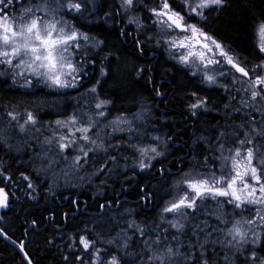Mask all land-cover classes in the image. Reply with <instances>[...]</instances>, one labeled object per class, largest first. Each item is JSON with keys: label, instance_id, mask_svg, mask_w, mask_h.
Returning <instances> with one entry per match:
<instances>
[{"label": "trees", "instance_id": "obj_1", "mask_svg": "<svg viewBox=\"0 0 264 264\" xmlns=\"http://www.w3.org/2000/svg\"><path fill=\"white\" fill-rule=\"evenodd\" d=\"M99 1V14L96 15H100V21L85 23L82 28L104 42V47L98 52H86L83 83L88 82V87L77 96L98 87L100 98H109L113 107L125 109L119 111L123 113L133 112L139 102L151 104L155 115L164 119L165 126L160 131L170 140L169 152L149 171L131 174L129 182L113 180L108 186L98 184L97 188L84 183L76 189H59L43 173L34 170L30 145L15 152L0 142V188H4L9 197L8 207L0 212V226L9 237L24 244L33 264H95L97 249L102 257L100 264L114 256L119 264H150L147 257L159 252L169 241L176 243L173 236L183 243V233L179 236L174 231L163 232L162 227L156 226L161 205L160 201V205L156 202L163 197L166 182L184 172L188 162L199 160L197 165L202 167L203 156L217 155L214 149L218 141L211 137V129L216 128V135L227 131V135L244 138L239 133L242 128L238 127L246 124L241 113L224 109L222 101L216 99L217 91L203 87L197 78L167 58L164 47L145 42L139 36L137 42L127 45L120 33L126 27L119 22L117 1ZM138 1L136 4L141 11L143 7L147 8L145 17L148 9L159 3V0ZM170 3L176 5L174 0ZM261 21H264V0H227L225 6L212 8L206 14L202 27L244 66L250 67L264 61L255 37ZM106 59L107 76L103 79L101 62ZM1 76L5 77L0 73V116L22 112L23 106L32 107L27 110L35 114L54 113L57 106L67 110L70 99L76 97L48 91L36 83L26 89L7 83ZM96 81L99 82L97 87ZM38 89L48 94H37ZM195 96L207 98L209 108L214 110L194 116L190 106ZM54 97L58 98L54 103L46 104ZM149 104L145 108L151 109ZM50 105L52 109L48 108ZM229 124L234 128H226ZM29 183L32 188L28 187ZM138 229H143L145 235L141 236ZM127 231L129 235L123 243L116 239L118 233ZM81 236L95 241L94 247L85 250L80 243ZM157 236L162 241L160 245L154 243ZM145 240L149 241L147 246ZM258 252L264 256V245ZM0 264H26L18 249L1 237Z\"/></svg>", "mask_w": 264, "mask_h": 264}, {"label": "snow or ice", "instance_id": "obj_2", "mask_svg": "<svg viewBox=\"0 0 264 264\" xmlns=\"http://www.w3.org/2000/svg\"><path fill=\"white\" fill-rule=\"evenodd\" d=\"M21 2L22 0H0V65L12 69L26 68L38 78V83L43 82L49 87L58 89L78 87L81 79L86 75L81 60L86 55L83 49L87 46L90 37L58 14L63 10L83 13L89 6H94V0H33L27 7H23L18 15H9L11 8ZM136 3L138 0H120L121 8L125 12L132 9ZM226 3L227 0H180V6L185 9L187 15H195L201 19H206L205 9L221 8ZM148 11L155 17L154 22L162 25V29H178L184 34L181 39L168 42L170 47L185 49V53L179 57L181 63L188 65L198 61L204 68L230 66L232 78L243 85L238 91L248 94V99H242L241 103L245 108H252L257 113L264 112V61L250 67L244 66L237 57L230 55L222 44L202 29L194 24L186 23L185 16L175 11L168 0H159L158 6ZM257 31L261 38L259 51L264 53V21L259 23ZM81 40L85 42L84 46L81 45ZM77 50H80L81 59L74 63ZM237 73L239 75H236ZM101 74L106 75V72L101 69ZM226 74L224 71L219 72L220 76ZM17 75L23 76L24 73L19 72ZM206 79L209 83H214L216 77L208 75ZM27 84L30 86V81ZM89 91L95 93L96 88L93 87ZM198 100V103L190 106L192 109L204 106L205 101L199 98ZM109 103L110 101L98 100L94 107L103 109ZM7 115L12 121L17 122L20 132H24L27 125L37 123L36 116L31 112L26 113L23 123H19V114L8 112ZM105 115L104 111L96 113L97 117ZM248 117L249 131L244 133L242 139L237 136L236 146L227 149L231 155L224 156L221 153L214 158L220 161V174L217 175L215 171H212L214 165H207V174L201 172H197L194 176L185 174L186 178L180 183L185 184L186 189L182 194L178 193L163 212L176 213L187 219L189 217L187 210H192L191 215L195 217L198 201L224 197L227 199L222 203L231 204L234 209L247 210L251 213L250 218L234 220L227 229L216 228L205 231L207 224L203 226L200 223L193 224L191 232L195 237L194 241L188 240L182 243L173 236L172 240L176 241V245L173 247L169 243L159 252L150 254L147 257L150 264H220L221 260L223 264H233L237 254L243 257L244 264H264V256L258 252V249L264 245V128L257 126L256 117L250 112ZM87 119L86 126L75 128L70 136H61L56 142L61 154L69 148L81 153L71 160V164L77 168L82 167V160L84 163L88 162L89 152L94 153L98 148L106 151L102 140L97 144V140L89 135L95 121L91 117ZM55 123L61 127H74L78 123V118L73 115L68 121L57 120ZM110 123L114 125L113 131L127 130L129 133L133 131L131 121L126 117H117ZM121 124H127L128 128H121ZM238 127L244 128V124ZM76 132L81 133L79 138L76 137ZM95 135L99 138L98 132ZM79 141L88 142L91 146L85 150ZM44 143L52 144V140L46 139ZM219 147L224 149L223 144ZM138 151L142 156L149 151L156 156L161 155L156 148H141ZM63 159L67 160V157L64 156ZM110 159L115 161V157ZM207 160L208 157H205L206 164ZM54 162L49 159V167ZM150 166V164H140L141 168ZM28 187L32 188L33 185L29 183ZM146 198L150 199V196ZM8 199V193L4 188H0V208L8 207ZM169 225L178 233L185 229V225L178 220L169 221ZM138 231L141 236L145 235L143 229ZM213 232L223 233L224 239L211 241ZM0 233H3L2 228ZM80 243L85 250L95 245V241H89L85 236L80 237ZM154 243L157 245L162 243L159 236ZM217 243L226 250L222 257L213 246ZM148 244L149 241L145 240V245ZM185 245H187V251H181ZM20 247L23 248V244ZM149 250L151 251L150 248ZM210 251L211 255H209ZM228 252L232 255L229 256ZM94 256L95 264H100L102 257L99 249L95 251ZM105 264H119V261L114 256Z\"/></svg>", "mask_w": 264, "mask_h": 264}, {"label": "rangeland", "instance_id": "obj_3", "mask_svg": "<svg viewBox=\"0 0 264 264\" xmlns=\"http://www.w3.org/2000/svg\"><path fill=\"white\" fill-rule=\"evenodd\" d=\"M98 1L99 0H94V6H89L83 13H72L68 12L67 10H63L58 15L64 20L68 21V23H70L71 25H74L75 28L79 31L86 33L82 28V26H84L83 24L100 21V15H96L99 14L98 6L100 1ZM116 1L118 7L120 8L119 22L125 24L126 28H134L140 39H143L145 42L149 41L160 45L162 49L164 47V54L165 56H167V58L174 61L178 66H180L181 69L187 71L189 74L197 78L198 82L201 83L203 87L214 89V91H217L216 99L222 101L224 109L231 110L232 113L238 112L242 114V116L245 118L244 121L246 122V124L243 123L244 128L240 129L242 131L239 133L244 135L245 131H249V126L247 125L249 112L252 116L256 117L257 126L264 128V112L257 113L253 111L252 108H245V106L241 103L242 99H248V94L243 91H238V89H241L243 85L232 78L230 66H209L208 68H204L199 64L198 61L195 63H189L188 65L181 63L179 57L185 53V49L170 47L168 42L173 39L179 40L183 37L184 34L177 30L162 29V25L154 22L155 17L151 14V12H146L147 16H144L145 10H147V8L145 7H143L141 11L137 7L138 4H135L132 9L125 12L121 8L120 0ZM174 1L176 2V5H171L170 0H168L169 4L175 11L180 12L185 16L186 23L194 24L204 31L202 26L205 23L206 19H201L200 17L195 15H187L185 13V9L180 6V0ZM31 2H33V0H22L21 3H16L9 11V15H18L22 11V8L27 7ZM157 6H155L154 8H156ZM211 10L212 8L205 9L204 16L206 17V14ZM132 20H135L136 22L131 23L130 21ZM256 32V46L259 49L258 46L261 38L258 34L257 29ZM88 35L90 37V40L87 43V46L83 49L85 50V52H87L88 50L96 51L100 47H104V42L99 40L98 37L92 36L90 34ZM80 43L82 46H84L85 44V42L82 40ZM225 50L228 51L226 48ZM79 52L80 50H77V56L73 60L74 63L76 62V60L81 59L79 56ZM262 54L264 55V53ZM86 61L87 60L85 55L81 60L83 66L85 65ZM220 71H224L227 74L224 76H220ZM19 72H23L24 75H17V73ZM0 73L5 76L4 78L7 80V83H11L16 86H22L23 88L28 89L34 83H36L46 88V90L48 91L52 90L57 93H67L69 94V97L71 95L76 96L70 99L71 105L67 110H60L57 106L54 113H38L36 111L37 113L35 114L32 111L27 110H32V107L23 106L22 112H12L20 115L19 123H23L24 117L28 112H31L36 116L37 123L35 125H27L24 132L19 131L17 122L12 121L7 114H2V116H0V137H2L0 138V142L7 145L10 149H12V151L15 152H19L25 145H30V155L32 156L31 161L33 162L34 170L38 173H43L42 175H45V178L47 177L49 181L51 180L53 185L58 187L59 189H76L77 187L84 185V183H89L90 186L97 188L98 184L102 186H108V183L113 180L129 182L132 179L131 174H133L134 172L143 173L149 171V169H151L156 162L161 161L163 158H165V156H167L169 152L168 148L170 145V140L166 134H163L160 131V128H164L165 126L163 125L164 119L155 115V109L149 103H137L136 106H134V108L136 107V109L133 108L134 111L132 113L119 112L124 111L125 109L117 110V108L111 105V102L107 104L103 109H96L94 105L98 102V100H106L100 98L97 87L99 84L98 81H96L95 83L97 87L95 93L89 94V91H87V94H83L80 97L77 96V94H79L82 90L87 89L88 87V85H86L88 82L84 81L83 83V78L76 88L58 89L49 87L43 82L38 83V78L34 77L26 68L12 69L5 65H0ZM208 75L216 77L214 83H209L207 81L206 77ZM236 75L239 74L237 73ZM97 76H99V73ZM28 81H30V86H28L27 84ZM73 92L76 93L73 94ZM38 93H44L45 95H47L40 89L37 90V94ZM198 98L204 100L205 103L203 107L193 109V113H195L194 116L196 117L201 115V113L210 111L211 109L209 108L207 98L204 97L195 96L193 104L199 102ZM56 99L58 98L54 97L50 101L46 102V104L54 103ZM148 104L151 106V109L145 108V105ZM48 108L52 109L53 107H51L50 105L48 106ZM99 111H104L106 115L104 117H97L96 113ZM222 111L224 112L225 110ZM61 113L65 114L60 115ZM73 115L77 116L78 118V123L74 127H61L59 125H56L55 121H68ZM55 116H57V118H55ZM160 116H163V114H161ZM88 117H91V119L95 121V124L91 128L89 135L92 136L93 139L97 140V144H99L102 140L106 151L104 149L98 148L94 153L89 152L87 158L88 162L84 163L82 160V167L77 168L71 164V160L74 156L80 155L81 153H79L78 150L73 151L72 148H69L65 150L63 154H61L57 148L56 142L61 136H70L71 132L74 131L75 128L86 126L88 123ZM117 117H126L129 121H131L133 131L131 133H129L127 130L113 131L114 125H112L110 122L116 120ZM120 127L127 129L128 125L121 124ZM226 128L234 127L230 126L229 124L228 126L226 125ZM215 130L216 128L211 129V132H213L211 137L213 138V140L218 141L214 149L215 151H217V155L208 156L207 154V156H203L204 160L205 157H208V160L207 164L201 162L202 164H204L202 165V167L197 165V162H199V160H196L197 162L194 161V163L188 162L186 170L184 172H180L175 176V178H173V180L166 182L167 189H165L163 197H159L156 202V204H158L159 201L161 202V205L159 202L160 207L158 205L160 209L158 215L156 216V226L160 227V229L162 227L164 229L163 232L174 231L175 234L180 236V233H178L175 228H172L169 225V221L178 220L180 223L185 225L184 231L181 232L183 233V242H186L185 240H188L187 236H189V240H191V237L194 238L193 240H195V237L192 236L191 232V227L193 224L200 223L202 226L203 224H207L208 227L205 229V231L216 228L227 229L231 226V223L234 220L250 218L251 216V213L247 210L234 209L231 204L222 203V201L227 199L224 197H219L215 200L212 198H207L204 201H198V209L196 210L195 217L191 215L192 210H187L189 213V217L187 219L176 213L163 212V209L166 206H169V203L173 200V198L178 193L182 194L186 189L187 186L180 183L183 179L186 178L185 174H188L189 176H194L197 172L207 174V165L209 164L214 165L212 171H215L217 175L220 174V161L215 160L214 158L220 156L221 153H223L224 156L231 155V153H229L227 149L234 148L236 146L235 139H237V135H227V131L218 132V134L216 135ZM97 132L99 133V138H97V136L95 135ZM80 136L81 133L76 132V137L79 138ZM157 137L158 139H156ZM232 138H234V140ZM46 139H51L52 144L44 143ZM79 143L85 148V150H87L91 146L88 142L79 141ZM208 144H210V142ZM221 144L224 145L223 150L219 147V145ZM141 148H156L157 152L161 153V155L156 156L155 153L149 151L147 154L142 156L140 151H138V149ZM64 156L67 157V160L63 159ZM111 157H115V161L110 159ZM49 159L55 161L51 167H49ZM141 163L150 164L151 166L141 168ZM2 209L4 210L5 208H1L0 212ZM201 216L204 217L201 219ZM128 235V231L124 233L120 232L118 233L116 239L123 243L124 239H126ZM201 236H203V234H201ZM217 239H224L223 233L213 232L210 240L216 241ZM168 243H170L173 247L176 245V243H172L170 241ZM213 246L215 247L216 252L221 255V257L225 254L226 250L222 249L220 244L217 243ZM183 251H187V245H185ZM228 254L229 256L232 255L231 252H228ZM246 254L247 253H245V255ZM209 255H211V251L209 252ZM220 264H223L222 260ZM233 264H244L243 257L237 254L236 258L233 260Z\"/></svg>", "mask_w": 264, "mask_h": 264}, {"label": "flooded vegetation", "instance_id": "obj_4", "mask_svg": "<svg viewBox=\"0 0 264 264\" xmlns=\"http://www.w3.org/2000/svg\"><path fill=\"white\" fill-rule=\"evenodd\" d=\"M118 27L120 28V24H118ZM111 29V28H110ZM120 33H121V37L123 39V41L127 44V45H131L133 44L134 42H137L138 41V35H137V32L134 30V29H128V28H122L120 30ZM125 37V38H124ZM102 68L105 70L106 72V75L104 76L103 79L106 78L107 76V62L106 60L102 62ZM106 99L109 101L110 99L106 97ZM118 110V109H117ZM134 111V109H133ZM132 113V112H130ZM241 132V131H240ZM246 132V131H245ZM27 264V263H26Z\"/></svg>", "mask_w": 264, "mask_h": 264}, {"label": "water", "instance_id": "obj_5", "mask_svg": "<svg viewBox=\"0 0 264 264\" xmlns=\"http://www.w3.org/2000/svg\"><path fill=\"white\" fill-rule=\"evenodd\" d=\"M0 237L3 238L6 242H8L9 244H11L12 246H14L15 248H17L18 251L20 252L22 258L25 260V262L27 264H33L32 261H31V259H30V257L28 256V254L25 251L24 244H23V248H21L20 247V245H21L20 243L16 242L11 237L7 236L4 232L3 233H0ZM25 254H27V255H25Z\"/></svg>", "mask_w": 264, "mask_h": 264}, {"label": "bare ground", "instance_id": "obj_6", "mask_svg": "<svg viewBox=\"0 0 264 264\" xmlns=\"http://www.w3.org/2000/svg\"><path fill=\"white\" fill-rule=\"evenodd\" d=\"M121 15H122V13H121ZM128 23H129V22H128ZM128 23H127V24H128ZM256 33H257V32H256ZM255 35H256V34H255ZM255 37H256V36H255ZM97 40H98V39H97ZM100 48H101V47H100ZM100 48H99V49H100ZM94 49H95V48H94ZM94 49H93V50H94ZM99 49H98V50H99ZM90 50H91V49H90ZM84 51H85V50H84ZM88 51H89V50H88ZM96 51H97V50H96ZM92 52H93V51H92ZM94 52H95V51H94ZM94 52H93V53H94ZM97 52H98V51H97ZM87 53H88V52H87ZM99 53H101V51H100ZM90 54H91V53H90ZM90 54H89V55H90ZM86 55H87V54H86ZM91 55H92V54H91ZM95 55H96V54H95ZM99 55H100V54H99ZM101 55H102V54H101ZM98 57H99V56H98ZM102 58H103V57H102ZM88 59H89V58H88ZM88 61H89V60H88ZM106 61H107V59H106ZM86 62H87V61H86ZM89 62H90V61H89ZM101 63H102V62H101ZM102 64H103V63H102ZM85 66H86V63H85ZM88 66H89V65H88ZM90 66H91V65H90ZM90 66H89V67H90ZM85 93H86V92H85ZM47 94H48V92H47ZM79 95H80V94H79ZM0 115H1V114H0ZM0 120H1V119H0ZM245 127H246V126H245ZM231 135H232V134H231ZM235 136H236V134H235ZM232 139L234 140V138H232ZM235 140H236V139H235ZM0 228H1V226H0ZM3 232L8 236V234H7L5 231H3ZM32 263H33V262H32Z\"/></svg>", "mask_w": 264, "mask_h": 264}]
</instances>
